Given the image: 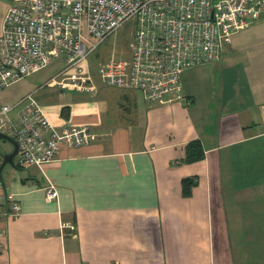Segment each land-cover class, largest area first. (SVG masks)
I'll use <instances>...</instances> for the list:
<instances>
[{"label":"crops","instance_id":"crops-1","mask_svg":"<svg viewBox=\"0 0 264 264\" xmlns=\"http://www.w3.org/2000/svg\"><path fill=\"white\" fill-rule=\"evenodd\" d=\"M227 55L226 45L210 63L200 98L187 94L201 69L183 73L188 103L94 79L95 94L44 86L62 69L34 85L26 94L56 130L87 126L93 137L42 168L4 167L0 264H264V73ZM195 140L205 157L187 163Z\"/></svg>","mask_w":264,"mask_h":264},{"label":"built area","instance_id":"built-area-1","mask_svg":"<svg viewBox=\"0 0 264 264\" xmlns=\"http://www.w3.org/2000/svg\"><path fill=\"white\" fill-rule=\"evenodd\" d=\"M263 18L264 0H14L0 30V94L59 60L64 68L44 86L95 94L89 57L130 24L131 64L113 53L98 67L101 82L140 92L149 103L182 101L183 73L219 62L230 37ZM0 132L17 143L20 168H42L61 147L93 137L87 126L56 130L35 92L0 106ZM47 198L58 191L51 187Z\"/></svg>","mask_w":264,"mask_h":264},{"label":"rangeland","instance_id":"rangeland-1","mask_svg":"<svg viewBox=\"0 0 264 264\" xmlns=\"http://www.w3.org/2000/svg\"><path fill=\"white\" fill-rule=\"evenodd\" d=\"M11 5L12 0H0V30L4 15ZM131 32V25H124L115 37L110 38L91 54L89 62L91 64L95 84L98 85L101 82L100 77L98 76V67L113 53L131 64ZM227 46L232 54V56L227 55L231 57L228 58V61H231L234 65H240V68L242 69L245 68L251 75L255 72L262 75V73H264V18L252 22L249 26L240 29L238 33L233 34L230 37V43ZM217 65L220 67L219 70H221V65ZM64 66L65 63L62 60L55 61L38 73L12 84L0 94V106L5 105L12 107L16 105L18 100L26 95L34 85L44 84L46 80L54 76L59 70L63 69ZM197 66L201 69V73L199 69H197V72H199L197 73L199 81L196 85L191 87V92L194 94H187L191 97L190 99H194V97L197 96V93L198 98L202 97L210 88L209 86H211L212 71L210 63H202ZM213 74H215L214 69ZM47 91L48 89L43 90L42 92ZM64 92L70 93V91ZM184 101L190 102L187 98H185ZM9 151H13V145L8 141H0V155L2 156V160ZM10 166L11 165H6V168H10Z\"/></svg>","mask_w":264,"mask_h":264},{"label":"trees","instance_id":"trees-1","mask_svg":"<svg viewBox=\"0 0 264 264\" xmlns=\"http://www.w3.org/2000/svg\"><path fill=\"white\" fill-rule=\"evenodd\" d=\"M205 157V152L202 144L199 140H195L187 144L186 146V157L185 161L187 163H194L203 160ZM187 191L186 193H188Z\"/></svg>","mask_w":264,"mask_h":264},{"label":"water","instance_id":"water-1","mask_svg":"<svg viewBox=\"0 0 264 264\" xmlns=\"http://www.w3.org/2000/svg\"><path fill=\"white\" fill-rule=\"evenodd\" d=\"M2 140L10 142L13 145V151H11L10 153H7L3 157V160L0 164V176H1V173H2V171L6 165L15 166V157L18 153V145L13 140V138H11L8 135L0 132V141H2Z\"/></svg>","mask_w":264,"mask_h":264}]
</instances>
